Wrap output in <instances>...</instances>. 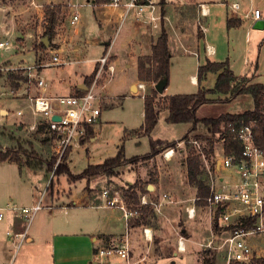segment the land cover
I'll use <instances>...</instances> for the list:
<instances>
[{
  "label": "crops",
  "instance_id": "obj_1",
  "mask_svg": "<svg viewBox=\"0 0 264 264\" xmlns=\"http://www.w3.org/2000/svg\"><path fill=\"white\" fill-rule=\"evenodd\" d=\"M159 1L160 12L164 19L160 27L154 28L150 22L140 20L134 11L124 17V10L111 6L109 4L110 0L108 3L101 4L97 3L96 0H31L28 9H36L40 17H43L44 6L46 5L55 3L56 5L63 6L62 19L58 22L55 32L60 25L62 27L67 24L71 25L69 20L66 21L65 16L71 19L74 13H78L80 16L78 24L83 23L86 16L87 19H92L91 22H94L96 27L99 26L98 31L96 29L95 32H88L84 35L80 28L74 29V33L69 38L67 34H64V36L59 35L52 40V43L54 42L55 44H51V46L44 50L47 53L52 52V50L56 51L70 62L69 66L65 68H48L42 70V74L49 82L47 94L51 96H76L79 90L85 91L88 88L85 84L86 78L90 77L96 69L98 71L100 67L99 60L105 55L109 46L113 45L110 54V63L114 66L115 70L113 74L106 70L103 80L99 81L96 90L101 105V116L97 124L102 125V109L115 104L113 100L117 99V97L120 98L125 88L129 89L132 96L136 98L140 96L138 84L143 81L139 80L138 77V60L140 57L150 56L152 54V46L157 42L163 27L168 32V44L171 52L170 78L169 84L167 83V85L169 87L172 84L173 77L182 72L184 74V80L182 81H184L185 87L189 83V85L195 87V91L192 93H186L187 91H181L182 93L174 91L171 94H167V87L164 93L159 94L158 100L173 94H195L202 88L212 89L217 78L216 74H209L201 83L198 79L199 67L207 61H229L230 68L236 76H252V83H259L256 82V79L260 75L262 64L261 48L262 46L264 47V30L255 29V22L247 18L246 15L251 14L254 9H259L264 13V0ZM234 3L240 5L238 11L232 9L231 4ZM201 4L207 6V16L201 14ZM36 5L39 6L37 7ZM5 16L7 19L4 18ZM230 20L233 21L234 26H228ZM11 24V18L6 14L1 15L0 13V32L4 31L6 35H11L13 30V25ZM28 35L31 36V33ZM18 37L21 38V35ZM68 39L72 41L67 42ZM34 57L33 62H41L39 58L36 59V55ZM90 63L92 64L87 70L82 69V65ZM76 65L77 67L72 73L67 72L69 67ZM191 78L194 79V82L191 81ZM56 83H60L59 85L64 87L68 94L63 95L58 92ZM147 84L150 85L152 83ZM9 103L10 101L8 99L0 98L1 114L4 112L7 115L10 114ZM214 104L216 105L217 103ZM205 106L207 104L198 110L197 115L200 119H203L200 117V112ZM253 107L254 103L249 110H252ZM144 114L143 108V119ZM169 115V110L162 108L158 123L151 133L154 140L167 142L180 141L191 129V123H168L167 119ZM97 124L92 126L94 134L89 136L93 141L98 139L97 133L99 130L97 129ZM128 130L125 129V132L127 133ZM173 130L178 135H176L175 139H170L167 134ZM133 131H130L128 134L134 133ZM199 133L200 129L190 136L192 137L194 134ZM142 138L140 137L139 139ZM137 141L140 144L141 140ZM3 149L6 148L3 147ZM149 152L139 153L134 156H144ZM163 152L164 150L149 160L139 161V166L136 165L137 163L129 166L126 165L127 169L134 166V171L131 173L126 172L120 176L121 178L113 176L109 179V184L116 186L123 184L124 181L133 183L147 178L149 179V182L146 184L148 192L146 191L145 193L150 195L153 193H167L175 200L172 192L168 190L171 189L168 186V182H172L177 173L175 174V171H171L168 176H165L162 168L164 166L163 161L165 160L170 167L176 168L177 164H179V153H184L185 148H176L171 160L165 159ZM126 158L131 157H127L126 155ZM42 161L44 162L38 168L10 163L8 161L0 162V164H10L15 167L16 182L22 186V192L19 195L23 196V200L16 201V205L5 202L0 203V209L5 213V219L0 222L1 264H14L17 254L15 246L8 236V232L16 234L27 232V237L19 251L21 252L24 247L26 249L25 251L23 250L22 260L18 264H99L94 260L99 250L117 247L121 245L126 237H129V240H131V234L136 233L137 230H140L145 239L143 228L151 226L143 224L131 227L123 218L120 210L106 207L102 194L94 191V185L100 182L104 184L108 180L105 174L96 175L88 179V182L91 183L90 188L83 184L79 188L77 185L78 181H69L68 176H66V179L69 181L68 191H60L59 194L54 193L55 195L53 197H49L47 188L53 177V173L48 170L46 160L42 159ZM180 165L185 168L184 162L180 163ZM151 169L154 174H150ZM169 175H172L170 179ZM186 181L188 183V177ZM26 186H28V189ZM150 186H152L151 190L149 189ZM102 188H104V185H102ZM193 189L196 195L194 194L191 202L185 206V211L186 207L194 204L193 199L196 198V217L189 219L186 212L187 221L206 222L210 226V234L213 235L214 228L209 212L205 204L198 203V190L196 187ZM136 191L138 196L143 193L140 189H136ZM40 200H42V210L37 213L33 221L28 225L20 210L23 207L34 206ZM43 210L46 212L41 214ZM58 211L65 218L58 215ZM37 218L38 220L35 224ZM48 229H50V234L48 233ZM181 232L186 238V252L179 253L176 256L177 237L175 249L172 251L171 257L168 260L170 264H183L177 261V258L183 261L185 256L194 259V256H196L195 252L199 249L198 246L200 249L203 248L201 244H206L211 239L207 242H198L186 234L187 229H183ZM145 241L147 240L145 239ZM254 245L256 248L259 247L258 243H254ZM206 252L216 253V262H218V252L210 249H206ZM112 258L103 264H112ZM206 260L210 259L207 258ZM132 261L138 263V261L133 259ZM165 262L166 259H160L159 264H166ZM210 262L212 261L210 260Z\"/></svg>",
  "mask_w": 264,
  "mask_h": 264
},
{
  "label": "rangeland",
  "instance_id": "obj_2",
  "mask_svg": "<svg viewBox=\"0 0 264 264\" xmlns=\"http://www.w3.org/2000/svg\"><path fill=\"white\" fill-rule=\"evenodd\" d=\"M0 1L1 15L6 14L7 16H9L11 18V25H13L11 35H6L4 31L0 32V40L8 39L11 45L10 50L2 51L0 53V67L2 68V70H0V73L2 74L0 76V95H2L0 96V98L8 99L10 101V114L7 115L6 112L1 114L0 112V147H12L16 149L18 148V144H20L25 149H27L28 152L34 150L35 152H37L38 157L43 160L50 161L53 157H55L53 144H51L49 140H47V138L42 135V132L34 131L31 129V125L35 124L39 119L34 116L31 113L30 108L27 107L29 106V102L26 100V98L28 96L39 95V92L36 88V83H30L29 80L27 82H24V79L16 80L15 82L10 78L11 74L22 78L27 77L23 74V71L16 72L6 69L7 67H15L20 64H25V62H29L32 64L35 55L36 59L39 58L40 61L43 60V62L51 60L50 53H47L44 50H37L40 42H42L43 39L47 38V36H45L47 27V21L45 19V6L43 17H40L39 12H37L36 9H28L30 5L29 2L31 0ZM4 18L7 19L6 16ZM61 19L62 14L60 20ZM65 19L66 21L69 20L70 22V19H68L66 16ZM91 20V18L87 19V17L85 16V21L81 24H78L76 27L68 24L64 27L60 25L58 30L53 35L52 40L54 38H57L59 35L64 36V34H67L69 38L71 34L74 33V29L76 28H80V30H82L83 32V35L88 32H95L96 29L98 31L99 26L96 27V25H94V22H91ZM29 33H31V36L28 35ZM19 35H21V38L18 37ZM71 41L72 40L70 39L67 40V42ZM51 44L54 45L55 43L53 42ZM261 56L262 64L260 75L256 79V82L264 83L263 46L261 48ZM19 61L21 62L18 63ZM69 64L63 66L62 68L69 66ZM91 64L92 63L82 65V69L87 70L88 67L91 66ZM76 67L77 65L74 67H69L67 72L72 73V71H74ZM48 68L53 67H47L44 69ZM105 73L106 72H103L100 76L95 92L98 88L99 81L103 80V76L105 75ZM181 73H178L175 77H173L172 84L167 88V94H171L174 91H179V93H182L181 91H187L186 93H192L195 91V87L189 85V83H187V86L185 87V83L184 81H182L184 80V74ZM59 84L60 83L55 84L58 92L63 95H67V90H65L64 87L60 86ZM15 86L16 88H14ZM121 94L122 96L120 98L117 97V99L113 100L115 104L110 105L108 108L102 109L103 124L98 125L96 123L97 129L99 130L97 133L98 139L93 141L89 137L85 138V135L81 138V145L79 147H73L71 149V154L68 158L67 163L72 173L80 174L86 169L88 165L101 164L107 158L114 157L118 153V149L121 147V145L125 146V153L127 157H132L136 154L146 153L150 151L151 147L149 138L145 137L143 134H139L144 121L142 116L144 108L143 99L140 96L137 98L132 96L128 88H125V90L122 91ZM228 96L229 95L224 94L211 96L215 99L220 97L223 100L216 105L214 103H212L213 105L207 104V106H205L200 112V117L210 118L217 117L218 115L224 113L243 112L245 110L251 109L253 106L254 100L250 95H241L236 99H230L229 101H226L225 99ZM19 109H25V114L19 116L17 114ZM125 129H129L127 133L125 132ZM132 130H134V133L128 134ZM199 134L203 136V140H197H200L207 147H210V140H212L214 143L215 154L216 152H221V149L223 147V140L221 139L220 134L213 135L209 133L205 126H201ZM167 135H169L170 139H175L176 135L178 134H176V132L173 130L168 132ZM140 137L143 138L139 139ZM190 139L196 138L190 137ZM137 140H141L140 144ZM183 147L185 148V152L179 153V164H177L176 168L170 167V165H168L165 160L163 161L164 166L162 167L165 176H168L171 171H175V174L177 173L175 179L172 182L168 180V186L171 187V189L168 190L172 192V195L175 198V203L166 205L163 214H158L159 216L157 214L154 215L152 212H149V214L143 220L145 221L144 225H149L154 230L153 241H145L140 230H137L136 233L131 234V240L129 244L131 250V258L135 261H138L137 264H159L160 259H166L165 263L170 264V262L168 263V260L171 257L172 251L175 249L176 239L179 234L182 233L181 231L183 229H187L186 234L194 240H197L198 242H207L210 238H212V234H210V226L206 222L187 221L185 206H187L189 202H191L194 194L196 195V193L195 191H193V188H195V186L190 184L189 181L188 183L186 181V164L185 168L180 165V163L186 162V158L189 155L191 146L186 145ZM26 156V154H22L23 160H26ZM127 165L129 166L131 164ZM136 165L139 166V163H137ZM14 168L15 167L10 164H0V203L5 202L15 204L16 201L23 198L22 195H19L22 192V186L16 182V170ZM134 169V166H131V168L129 169H127L126 165L120 166L116 168V170L118 171H116L114 176H116L117 178H121L120 176H122L126 172L131 173L134 171ZM152 169L150 170V174H154ZM66 176L67 175L64 174L59 177H54L55 194H59L60 191H68V184L70 179H68V181L66 179ZM171 176L172 175H169V179ZM112 177L113 176H107L106 178H108V180L104 184H102L103 182H100L94 185V191L99 192L100 194H102L104 190H109L110 193H113L115 190H119L121 194H124V192L127 191L129 193L137 192L135 191L136 189H140L143 193L147 191L146 184L149 182V179L147 178L145 180L136 181L133 183L124 181V183L121 185L112 186V184H109V179ZM79 181L77 182L79 188L81 187V184L90 188L91 183L88 182V179H82V181ZM102 185H104V188H102ZM26 188L28 189V186H26ZM125 200L127 204L131 206L136 205V203L133 204L130 201H136L137 198L134 195L129 197L128 194ZM21 207H23V205H21ZM44 212L46 211L43 210L41 214ZM57 213L58 215L65 218V216L62 215L60 211H58ZM38 218L36 219L35 224ZM48 233L50 234V229H48ZM250 242L255 244L258 243L259 248L264 247V234H262V236L258 238H252ZM198 248L199 249L195 252L196 256H194V259L192 257L185 256V259L183 261L180 260V258H177V261H180L183 264H206L205 260L208 258L213 262V264H224L225 260L223 259L225 258V252L216 251L218 252V262H216V253L206 252V249L204 247L200 249V247L198 246ZM25 249L26 248L24 247L23 250L25 251ZM23 250L21 252H17L14 264H18L21 262ZM124 263L125 261L118 257L112 258V264Z\"/></svg>",
  "mask_w": 264,
  "mask_h": 264
},
{
  "label": "built area",
  "instance_id": "obj_3",
  "mask_svg": "<svg viewBox=\"0 0 264 264\" xmlns=\"http://www.w3.org/2000/svg\"><path fill=\"white\" fill-rule=\"evenodd\" d=\"M109 4L116 8H122L124 17L134 11L140 20L150 22L154 28L160 27L164 19L160 12L159 0H110ZM231 7L234 11H238L240 5L234 3L231 4ZM200 12L203 16L208 15V8L205 4L200 5ZM246 17L256 22L264 20V13L259 9H254ZM79 19V14L74 13L70 19V24L76 27ZM112 46H109L105 55L99 60L100 67L97 75L91 86L82 95L51 96L47 94L49 82L42 74V70L47 67L62 68L70 63L56 51L50 52V61L43 62L42 60L39 63H25L6 68L9 71H23L30 83H36L39 95L26 98L29 102L27 107L39 119L31 125V129L34 131L42 129V135L53 144L57 159L56 167L63 162L64 156L69 150L80 146L81 138L86 135V126L95 125L101 116L100 99L95 89L103 72L108 70L113 74L115 70L110 63ZM10 49L11 45L8 39L0 40V53ZM0 70H2L1 67ZM191 81L194 82V79L191 78ZM154 88L155 84L148 85L145 82L138 84V90L143 99ZM24 110H18L17 114L19 116L24 115ZM55 116L60 119L54 120ZM254 126V121L244 119L232 121L227 125L235 139L243 145L241 157L225 155L223 147L221 152L215 154V149L212 152L210 147L197 139L182 140L177 143L176 147L167 148L163 152V157L171 160L176 148L189 145L191 149L193 148L194 154L200 158L210 188L209 195L204 198L205 207L209 212L214 228L212 238L201 246L206 249L225 252L226 264H257L256 258L264 260V248H256L254 243L250 242L252 238H258L264 234V148L255 142ZM102 198L106 207L120 210L128 223L131 220L139 219L144 208H149L158 215L163 214L166 205L175 203V200L167 193H153L152 195L141 193L139 194V203L131 206L127 204L119 190H115L113 193L104 190ZM196 201V198L193 199L194 204L186 207L189 219L196 217ZM41 210L42 200L32 207H23L20 211L30 225ZM4 219L5 213L0 209V222ZM217 219L218 223H216ZM248 220L256 222L254 227L251 229L241 227L243 222ZM215 227H218L220 232H217ZM26 233L8 232L16 252L19 251L25 241ZM143 233L147 241H153L154 232L151 227H144ZM129 244V237H126L117 247L99 250L94 260L103 264L112 257H118L124 260L125 264H137L132 261ZM184 252H186V238L179 234L176 256Z\"/></svg>",
  "mask_w": 264,
  "mask_h": 264
},
{
  "label": "trees",
  "instance_id": "obj_4",
  "mask_svg": "<svg viewBox=\"0 0 264 264\" xmlns=\"http://www.w3.org/2000/svg\"><path fill=\"white\" fill-rule=\"evenodd\" d=\"M97 3H108L109 0H96ZM63 12L62 5L50 4L45 6V19L47 21V27L45 36L48 37L50 46L52 43L53 35L55 34L56 26L60 21L61 14ZM228 26H234L232 20L228 22ZM47 48L44 41L40 42L37 50H45ZM171 68V52L168 44V32L166 28H162L161 35L157 42L152 46V54L150 56L140 57L138 60V77L139 80L145 83L157 84L163 79L168 80L170 78ZM97 69L92 75L86 78L85 84L91 86L93 79L96 75ZM209 74H216L217 78L215 85L212 89H200L195 94H179L165 96L158 100L159 93L154 88L152 92L144 99V124L140 133L149 138L150 152L144 156H134L126 158L124 152V146H121L118 153L114 157L107 158L101 164H90L80 174L72 173L67 161L71 150H69L62 163L56 167L57 159L53 157L50 161H47L48 170L53 173V177L48 185L47 193L49 197L54 195V177L67 175L71 181H79L82 179H90L95 175L105 174L106 176H114L116 168L127 165L136 164L141 160H149L163 150L176 147L178 141L167 142L162 140H154L151 136L152 131L156 127L159 115L162 108L169 110V117L167 122L170 124L178 123H191L192 127L189 132L181 140H189L190 135L197 130L201 129V126H205L209 133L215 135L220 134L223 140V148L225 155H236L241 157L243 152L242 143L235 139L234 134L228 129L227 125L232 121H240L242 119L246 121H254L255 142L261 148H264V84L252 83L253 77L248 76H236L230 68L229 61L224 62H212L207 61L204 65L199 67L198 79L200 83L206 79ZM2 74L0 73V76ZM10 78L16 82V80L24 79L27 82V78L18 77L11 74ZM168 87V85H167ZM16 88V86L14 87ZM13 88V89H14ZM85 91L79 90L77 95L84 94ZM217 94L229 95L225 100L236 99L241 95H250L254 100V107L252 110H246L242 113L236 114H222L216 118H198V110L206 105L212 103H219L223 99L220 97L212 98L211 96ZM225 127V129H224ZM42 132V129L39 130ZM94 134L92 126H86V137ZM192 137L203 140V136L200 134H194ZM180 140V141H181ZM190 148V147H189ZM210 149L214 152V143L210 140ZM26 154V160H23L22 154ZM17 163L19 165H25L29 167L38 168L44 161L37 156V152L32 150L28 152L22 145L18 144V148H6L0 147V162ZM187 177L190 184L194 185L198 190L199 204H205L204 198L210 193L209 184L206 178V174L202 169L200 158L194 154V151L190 149L189 155L186 158ZM136 191V190H135ZM135 196L136 201L131 200V203H139V196L137 192L129 193L124 192L123 197L126 199L127 195ZM129 199V198H128ZM133 201V202H132ZM129 202V204H130ZM152 212H155L149 208H144L139 219L131 220L129 225L140 226L145 224L144 218ZM218 223V219L216 220ZM255 221L248 220L243 222L241 227L251 229L255 225ZM217 232H220L218 227H215ZM257 264H264V260L256 258ZM206 264H213L210 260H206Z\"/></svg>",
  "mask_w": 264,
  "mask_h": 264
},
{
  "label": "water",
  "instance_id": "obj_5",
  "mask_svg": "<svg viewBox=\"0 0 264 264\" xmlns=\"http://www.w3.org/2000/svg\"><path fill=\"white\" fill-rule=\"evenodd\" d=\"M254 28L258 29V30H264V20L256 21L254 24ZM43 41L47 47L50 46V42H49L48 37L43 39ZM167 83H168V80L165 78V79L161 80L160 82H158L157 84H155V89L158 91L159 94L164 93V91L167 88ZM59 119L60 118L58 116L54 117V120H59ZM149 189L151 190L152 186H150Z\"/></svg>",
  "mask_w": 264,
  "mask_h": 264
}]
</instances>
